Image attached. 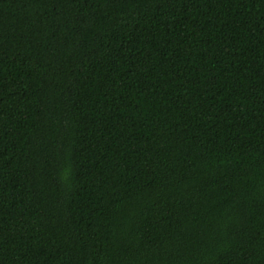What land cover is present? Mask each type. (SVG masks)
<instances>
[{
    "label": "trees",
    "instance_id": "trees-1",
    "mask_svg": "<svg viewBox=\"0 0 264 264\" xmlns=\"http://www.w3.org/2000/svg\"><path fill=\"white\" fill-rule=\"evenodd\" d=\"M0 264H264V0H0Z\"/></svg>",
    "mask_w": 264,
    "mask_h": 264
}]
</instances>
